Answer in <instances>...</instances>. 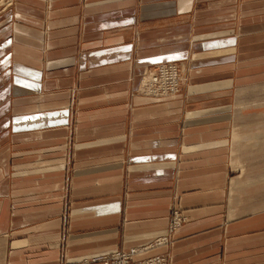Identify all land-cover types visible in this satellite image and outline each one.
Returning <instances> with one entry per match:
<instances>
[{
	"label": "crops",
	"instance_id": "1",
	"mask_svg": "<svg viewBox=\"0 0 264 264\" xmlns=\"http://www.w3.org/2000/svg\"><path fill=\"white\" fill-rule=\"evenodd\" d=\"M231 2L14 0L21 17L0 16V264L145 247L174 207L171 242L137 258L264 264V32L225 33ZM166 61L184 62L180 90L138 93Z\"/></svg>",
	"mask_w": 264,
	"mask_h": 264
},
{
	"label": "built area",
	"instance_id": "2",
	"mask_svg": "<svg viewBox=\"0 0 264 264\" xmlns=\"http://www.w3.org/2000/svg\"><path fill=\"white\" fill-rule=\"evenodd\" d=\"M180 87L181 69L179 64L176 61H166L157 64L149 71H145L139 90L146 95L166 97L178 92ZM185 220L186 216L181 213L179 208L174 207L168 220L166 233L157 237L150 245L116 249L109 254L83 258L74 264H168L166 253H155L143 258H137V255L149 246L169 244L172 235L182 226Z\"/></svg>",
	"mask_w": 264,
	"mask_h": 264
},
{
	"label": "rangeland",
	"instance_id": "3",
	"mask_svg": "<svg viewBox=\"0 0 264 264\" xmlns=\"http://www.w3.org/2000/svg\"><path fill=\"white\" fill-rule=\"evenodd\" d=\"M13 7H14V0H0V16L3 17V20H5L6 15L10 13L12 20H14V17L15 19L21 17L19 11H15L14 13L10 12L11 10H13ZM228 11H229L228 13L229 21H228V28L225 29L224 31L225 33H229V34L237 33L239 31V27L241 28L245 27L244 33L254 32V31L262 32V30L264 32V0H235V2L229 3ZM262 39L263 38H261V40ZM261 43L262 45L260 46V49L262 51L260 53H262L261 55L262 57L259 63L257 64H260L261 67L264 68V40L261 41ZM226 48L229 49L224 50L223 53H227V52L230 53L234 50V47H226ZM219 53L221 52L219 51ZM177 63L179 64L181 69V82L183 83V71L185 70L184 62L181 63L177 62ZM155 66L145 69L142 73V77L145 71H149L153 69ZM142 77L139 79L138 87L136 90L138 93L144 94L142 93L141 90H139ZM75 100H76L75 97L74 99L70 98V108L73 109V112L75 113V114L73 113L74 115H76V111H77V109L75 108L76 105L74 104ZM72 101H73V105H72ZM58 243L60 245V250H62L63 248L62 245L65 243V239L63 236H61V238L58 240Z\"/></svg>",
	"mask_w": 264,
	"mask_h": 264
},
{
	"label": "snow or ice",
	"instance_id": "4",
	"mask_svg": "<svg viewBox=\"0 0 264 264\" xmlns=\"http://www.w3.org/2000/svg\"><path fill=\"white\" fill-rule=\"evenodd\" d=\"M228 43H232V41H229Z\"/></svg>",
	"mask_w": 264,
	"mask_h": 264
}]
</instances>
